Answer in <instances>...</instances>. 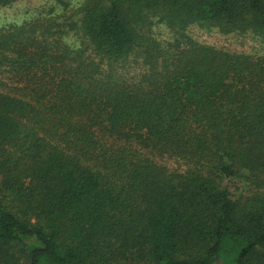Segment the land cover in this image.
<instances>
[{
    "label": "trees",
    "instance_id": "trees-1",
    "mask_svg": "<svg viewBox=\"0 0 264 264\" xmlns=\"http://www.w3.org/2000/svg\"><path fill=\"white\" fill-rule=\"evenodd\" d=\"M192 24L264 38V0H84L80 47L0 31V264H264V56Z\"/></svg>",
    "mask_w": 264,
    "mask_h": 264
},
{
    "label": "rangeland",
    "instance_id": "rangeland-1",
    "mask_svg": "<svg viewBox=\"0 0 264 264\" xmlns=\"http://www.w3.org/2000/svg\"><path fill=\"white\" fill-rule=\"evenodd\" d=\"M84 0H16L8 6L0 7V31L12 26H18L28 22L42 24L54 23L53 29L61 30L59 37L66 44L74 47L82 46L86 42L81 36L77 26L79 9ZM151 34L160 40H169L170 31L163 24L155 23L151 26ZM186 33L194 40L214 46L230 53H244L252 56H264V38L254 36L251 33L238 34L235 32L222 33L216 28H205L197 24L189 25ZM87 54V53H86ZM125 76L132 77L139 71L138 63L128 60L122 64ZM3 67H0V82L10 87V80ZM0 84V88H1ZM156 160L165 164L170 169H181L182 164L177 160L161 156ZM234 196H239L243 189L241 184L226 182ZM243 192V196H244Z\"/></svg>",
    "mask_w": 264,
    "mask_h": 264
}]
</instances>
